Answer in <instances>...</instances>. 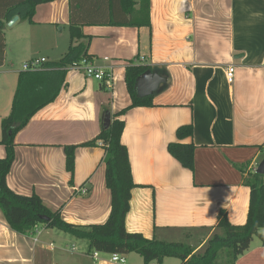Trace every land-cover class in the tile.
Instances as JSON below:
<instances>
[{"label":"crops","instance_id":"0c3cea01","mask_svg":"<svg viewBox=\"0 0 264 264\" xmlns=\"http://www.w3.org/2000/svg\"><path fill=\"white\" fill-rule=\"evenodd\" d=\"M15 26L8 38L7 29L14 34ZM68 26V0H54L36 7L32 22L18 16L4 27L0 121L10 111L20 71L8 61V43L55 61L69 46ZM82 31L90 37L89 59L112 73V87L69 67L55 99L16 132L8 187L37 194L67 222H104L110 192L100 142L75 149L72 173L65 168L64 147L95 138L106 111L113 114L131 103L125 67L146 64L163 72L166 85L155 92L152 106L131 108L121 117V141L136 184L126 230L183 242L196 251L213 233L220 209L230 223H245L250 190L243 178L264 157V0H150V27L84 26ZM230 65L234 75L228 83ZM185 124L193 129L182 140L195 146L193 171L167 150ZM4 155L0 145V158ZM260 231L264 236V228ZM92 254L86 240L58 229L17 233L0 209V264H119L109 253ZM122 255L126 264H143L135 252ZM234 264H264L261 239Z\"/></svg>","mask_w":264,"mask_h":264},{"label":"trees","instance_id":"16d2710c","mask_svg":"<svg viewBox=\"0 0 264 264\" xmlns=\"http://www.w3.org/2000/svg\"><path fill=\"white\" fill-rule=\"evenodd\" d=\"M54 0H0V66L5 55L4 27L7 19L18 15L20 19L32 22L36 7ZM69 46L55 61H45L36 69L20 70L8 115L0 121V145L5 149L0 158V209L9 227L17 233L31 232L43 226L58 229L78 239L87 241L90 252L128 254L135 252L142 257L143 264L155 261L161 264L164 258L174 257L179 264H234L257 236L264 245V175L249 171L243 178L249 187V206L245 223L235 225L229 222L225 209L217 214L215 229L201 248L196 251L183 242L147 238L139 232L125 228V217L130 207L131 191L136 184L132 179L128 150L121 141L124 121L121 118L128 110L139 106H152V96L141 98L136 92V79L146 70V64L125 67L124 82L131 103L111 114L108 127L84 143L65 146V168L74 170V151L79 146H96L100 142L104 150L105 185L110 192V211L102 223L75 224L62 219L60 209L48 208L41 198L31 193L18 194L12 191L6 176L15 157L14 136L23 128L32 115L44 105L52 102L63 85L64 75L82 58H89L88 37L84 26H129L150 27V0H68ZM90 38V37H89ZM159 72V71H157ZM163 72L160 71V74ZM166 85V84H164ZM165 87V86H164ZM191 124L176 129L177 141L167 145L168 153L182 167L194 170V149L192 142L182 140L192 136ZM264 154V145L262 146Z\"/></svg>","mask_w":264,"mask_h":264},{"label":"built area","instance_id":"2783aa9c","mask_svg":"<svg viewBox=\"0 0 264 264\" xmlns=\"http://www.w3.org/2000/svg\"><path fill=\"white\" fill-rule=\"evenodd\" d=\"M46 60L44 58L40 59H33L29 63H26L23 65V70L27 69H36L38 68L43 62ZM139 62H144L145 58L140 57L138 59ZM74 68L80 70L83 72V74L87 78H92L100 81L103 86H105L108 89H111L112 87V73L107 70H103L99 68L98 66L94 65L92 61L89 58H82L77 64L74 65ZM233 75H234V66H228L226 69V79L228 83H231L233 81ZM97 255V252H93L92 256L95 258ZM110 260L115 263L119 264H126V260L122 254L119 253H111L110 254Z\"/></svg>","mask_w":264,"mask_h":264},{"label":"water","instance_id":"95a60500","mask_svg":"<svg viewBox=\"0 0 264 264\" xmlns=\"http://www.w3.org/2000/svg\"><path fill=\"white\" fill-rule=\"evenodd\" d=\"M18 16H14L10 23L16 21ZM166 83V77L160 74L157 71L146 70L141 73L136 79V92L137 95L141 98L152 96L160 88L161 85ZM111 122V113L106 111L103 117V126L106 128L110 125ZM255 172L261 175H264V157L258 163L255 168Z\"/></svg>","mask_w":264,"mask_h":264},{"label":"rangeland","instance_id":"374dc122","mask_svg":"<svg viewBox=\"0 0 264 264\" xmlns=\"http://www.w3.org/2000/svg\"><path fill=\"white\" fill-rule=\"evenodd\" d=\"M9 23H10V21L5 24V27L8 26ZM18 24H21V21ZM16 26H18V25H16ZM16 26L13 27V29H12V32L14 34L11 33V29H7L6 34H7L8 38H12L15 35V32H17L16 31L17 30L16 29L17 28ZM7 51H8V61L13 62V67H15L17 69H20V70L23 69L22 67H23L24 64L29 63L33 59H39L40 56H45L46 55L43 52H40V53L34 52L30 56L29 52L26 51V50H24L23 47H20L18 45L15 46V47H13L11 45V43H8V49H7ZM31 57H33V58H31ZM188 236L189 235H187V237ZM259 243H260L259 237L254 236L252 238L251 245L254 246V245L259 244ZM179 262H180V260L178 258L169 257V258H166L165 259L164 264H177Z\"/></svg>","mask_w":264,"mask_h":264}]
</instances>
